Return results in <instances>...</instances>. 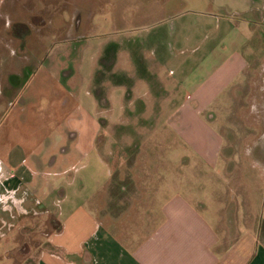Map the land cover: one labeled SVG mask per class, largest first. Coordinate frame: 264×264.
Wrapping results in <instances>:
<instances>
[{
  "label": "rangeland",
  "instance_id": "obj_1",
  "mask_svg": "<svg viewBox=\"0 0 264 264\" xmlns=\"http://www.w3.org/2000/svg\"><path fill=\"white\" fill-rule=\"evenodd\" d=\"M208 4L203 0H2L0 156L14 144L26 150L33 148L41 167L48 172L45 186L60 184L66 189L79 187L78 177L90 191L106 182L117 184L124 179L128 166V155L124 152L137 153L131 169L140 171L144 177L134 181L145 186L154 180L161 184L163 179H156V175L166 170L174 172L175 187L198 182L206 188L262 186L264 33L259 25L244 28L247 41L242 52L252 65L244 77L241 93L224 103L229 108L223 105L221 109L228 111L207 117L210 123L207 129L202 133L195 131V137L202 140L198 152L180 140V131L174 130V120L181 116L175 112L183 101V91L171 81V97L160 102L159 113H135L138 106L135 94L144 91L141 80L129 88L136 66L141 70L140 63L135 66L133 61L138 62L136 45L144 44L141 54L147 61L151 60L152 52L149 47L145 49L146 45L155 41H158L153 44L157 52L171 50L169 60L183 59L190 52L181 54L180 48L205 36L194 22L199 19L200 11L209 10ZM218 5L222 8H212L214 13L218 10V16H223V11H241L245 6L244 0L234 3L218 0ZM189 32H193L191 38ZM160 75L165 76L161 72ZM120 82L127 84L134 97L122 98L124 85H114ZM143 100L150 108L151 99ZM144 117L156 123L155 129L145 127ZM63 127L74 138L70 147L60 133ZM218 135L221 137L219 156L214 154L218 150L214 147ZM134 138L139 144L137 148L121 152L122 145L131 144ZM109 150L114 154H109ZM204 151H210L211 156L204 159L200 156ZM52 156L57 157V162L51 167ZM133 171L130 173L134 174ZM198 171L202 172L200 178L195 173ZM67 172L69 177L65 176ZM183 173L190 177H178ZM85 196H70L69 202L76 205ZM233 196L240 197L242 203L249 195ZM36 229H32L36 233L31 238L38 236ZM23 237L20 235L18 242L13 241L20 254L25 248ZM4 242H0V249L6 247ZM16 260L23 261L22 257ZM0 264H10V259L4 254L0 256Z\"/></svg>",
  "mask_w": 264,
  "mask_h": 264
},
{
  "label": "crops",
  "instance_id": "obj_2",
  "mask_svg": "<svg viewBox=\"0 0 264 264\" xmlns=\"http://www.w3.org/2000/svg\"><path fill=\"white\" fill-rule=\"evenodd\" d=\"M203 1L209 3V10L200 11L194 23L205 34L204 38L180 48L179 53L190 54L176 62L169 60L171 50L157 52L153 44L158 41L146 45L145 49L149 47L152 52L150 61L141 54L144 44L136 45L138 62L133 61L135 66L140 63L141 70L136 66L133 84L129 86L131 89L134 82H143L144 91L135 94L138 104L135 103V113L148 111L150 115L159 113L160 102L171 97L169 81L179 87L183 101L175 112L181 116L174 120V130L180 131L179 139L196 152L202 143L197 139L200 136L195 137L196 132L202 133L209 127L206 120L211 113L228 111L221 108L241 93L244 77L252 65L243 53L247 41L244 28L253 29L257 24L264 33V0H244L241 11H223V16L213 10L221 7L218 0ZM225 1L234 3V0ZM1 3L2 0L0 7ZM193 32H189L190 38ZM114 85H124V100L134 97L126 83ZM144 97L151 99L150 108ZM145 120L147 129H155L152 119ZM68 131L63 127L60 133L70 147L74 138ZM136 139L122 145L121 152L137 148ZM214 145L218 147L214 154L219 156V135L218 144ZM33 151L14 144L0 156V242L6 241L0 256L5 254L10 264H264V184L242 189L206 188L202 182L175 187L174 172L166 170L156 175V179H163L161 184L154 180L145 186L134 181L144 177L140 171L131 169L137 153L124 152L129 166L123 172L126 180L120 179L117 184L106 182L90 191L78 177L79 187L66 189L60 184L45 186L48 172ZM210 153L204 151L200 156L207 159ZM109 154L114 153L109 150ZM56 162L57 157L52 156L50 166ZM78 172L75 178L70 177V182L77 179ZM195 173L201 177L202 172ZM178 177L190 176L183 173ZM235 194L249 196L241 203ZM78 195H86L81 203L69 202L70 196ZM34 227L38 236L31 238L36 233ZM20 235L25 243L22 254L13 245ZM16 257H22L23 261L19 263Z\"/></svg>",
  "mask_w": 264,
  "mask_h": 264
}]
</instances>
